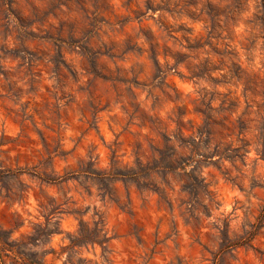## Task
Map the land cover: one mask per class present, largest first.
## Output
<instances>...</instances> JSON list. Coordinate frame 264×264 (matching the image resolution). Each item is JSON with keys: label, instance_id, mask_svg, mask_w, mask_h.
Segmentation results:
<instances>
[{"label": "clouds", "instance_id": "obj_1", "mask_svg": "<svg viewBox=\"0 0 264 264\" xmlns=\"http://www.w3.org/2000/svg\"><path fill=\"white\" fill-rule=\"evenodd\" d=\"M0 264H264V0H0Z\"/></svg>", "mask_w": 264, "mask_h": 264}]
</instances>
